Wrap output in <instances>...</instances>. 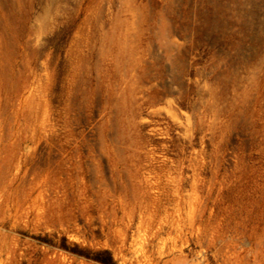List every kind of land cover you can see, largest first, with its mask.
I'll list each match as a JSON object with an SVG mask.
<instances>
[{"label":"rangeland","instance_id":"obj_1","mask_svg":"<svg viewBox=\"0 0 264 264\" xmlns=\"http://www.w3.org/2000/svg\"><path fill=\"white\" fill-rule=\"evenodd\" d=\"M0 264H264V0H0Z\"/></svg>","mask_w":264,"mask_h":264}]
</instances>
